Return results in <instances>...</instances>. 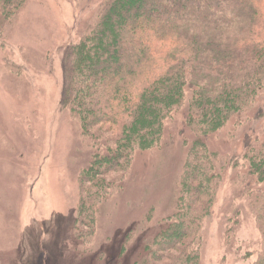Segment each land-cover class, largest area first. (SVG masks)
Returning <instances> with one entry per match:
<instances>
[{
    "label": "trees",
    "instance_id": "1",
    "mask_svg": "<svg viewBox=\"0 0 264 264\" xmlns=\"http://www.w3.org/2000/svg\"><path fill=\"white\" fill-rule=\"evenodd\" d=\"M27 1L0 0L2 45ZM62 69L60 107L91 155L78 174L64 264H200L202 224L229 166L242 168L235 182L260 234L249 264H264V0H108L64 48ZM179 113L188 154L173 213L140 238L136 254L132 228L93 252L99 208L122 190L134 155L161 146ZM229 123L244 130L239 161L221 160L207 144ZM236 232L228 230L227 246Z\"/></svg>",
    "mask_w": 264,
    "mask_h": 264
},
{
    "label": "rangeland",
    "instance_id": "2",
    "mask_svg": "<svg viewBox=\"0 0 264 264\" xmlns=\"http://www.w3.org/2000/svg\"><path fill=\"white\" fill-rule=\"evenodd\" d=\"M107 1L28 0L0 43V264H64L79 210L78 174L91 155L81 144L79 124L60 107L62 57L93 27ZM182 118L179 113L170 122L160 147L134 155L122 190L99 208L93 252L132 228L128 248L136 247V254L142 236L159 231L173 213L188 154L178 134ZM243 131L229 123L207 140L209 149L223 161H239ZM241 171L229 166L224 173L212 214L202 224L200 264L256 258L260 234L235 182ZM231 228L237 232L227 246ZM112 256L105 253L103 263Z\"/></svg>",
    "mask_w": 264,
    "mask_h": 264
}]
</instances>
